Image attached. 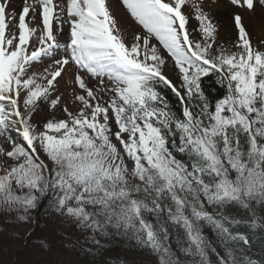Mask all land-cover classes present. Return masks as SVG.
<instances>
[{
  "label": "snow or ice",
  "instance_id": "obj_1",
  "mask_svg": "<svg viewBox=\"0 0 264 264\" xmlns=\"http://www.w3.org/2000/svg\"><path fill=\"white\" fill-rule=\"evenodd\" d=\"M120 2L131 42L109 0H0V234L42 210L85 264H113L114 241L155 264H264V39L244 20L264 0H228L235 41L219 0Z\"/></svg>",
  "mask_w": 264,
  "mask_h": 264
},
{
  "label": "rangeland",
  "instance_id": "obj_2",
  "mask_svg": "<svg viewBox=\"0 0 264 264\" xmlns=\"http://www.w3.org/2000/svg\"><path fill=\"white\" fill-rule=\"evenodd\" d=\"M24 0H15L12 3V7L18 13L22 9ZM119 5L126 12L129 22L122 23V30L124 31L125 39L128 42H131L133 38V34L137 31L132 27H138L140 30V26L136 24V22L131 18L130 14L123 7L120 0H117ZM225 5L220 8V10L211 9V14L213 15L215 21L219 27V38L223 41H235L237 39V30L234 28L232 23V12L234 9L230 6L228 0H225ZM260 8H257V11ZM208 10V9H206ZM117 18L120 20V14L118 11H115ZM197 22L192 19L189 22V30L191 31ZM251 34L252 41L254 45L258 44L260 39H264L260 35L256 34L254 30H248ZM67 38V37H66ZM66 38L63 39L66 40ZM50 63V61H49ZM46 65H36V69H42ZM173 80L174 82L177 80L175 72H173ZM68 87L71 85H67ZM71 91L72 87L67 89V87H60V92L64 94V99L67 101H71ZM71 106V104H70ZM48 113L46 111H41L36 119H44ZM2 139H0V143H2ZM4 214L0 213V224H3ZM42 223H38L35 221L34 224H22L19 228L21 236L19 239H9L6 238L3 234H0V264H48V262H56V264H60L61 261L64 264H85V261L88 259L82 253L78 251H73L70 248H65L64 244L66 241L62 239L60 235H57L51 229V221L48 220L45 216L42 220ZM5 228L11 229L12 226L4 225ZM25 231H31V236L27 239L24 236ZM71 231V230H69ZM78 238V234L77 237ZM47 240V242L51 245L50 250L44 251L39 241ZM67 243H71V241H67ZM172 248L177 250V245L173 241ZM178 255L179 252H177ZM106 256L114 257L116 260L128 261L133 264H140L141 261H152L153 264L156 262V258L153 256H147L143 254H138L137 252L130 251H109L105 253ZM183 256V255H181Z\"/></svg>",
  "mask_w": 264,
  "mask_h": 264
},
{
  "label": "trees",
  "instance_id": "obj_3",
  "mask_svg": "<svg viewBox=\"0 0 264 264\" xmlns=\"http://www.w3.org/2000/svg\"><path fill=\"white\" fill-rule=\"evenodd\" d=\"M204 87H205L206 91L211 96H213V97L221 95L222 94V91H223L222 89H220L215 84V81L214 80L205 79V81H204ZM167 94H168L169 99L172 102L173 106L174 107H177V109H178V104L176 102V97L170 91H168ZM234 211H237L238 212V210H234ZM44 216L45 215H44L43 211L41 210L40 211V214L36 217L35 221L38 222V223H42L43 222L42 220H43ZM204 232L207 235V237L210 240H212L214 242V244H215V237L213 236L212 232L210 230H208V229H205ZM181 235H183V233ZM123 245H124V242L123 241H114L113 242V245L111 246L110 251H120V250H122V251H126V252L127 251L137 252L138 254L146 255V254L141 253V252L136 251V250H129V249L125 248ZM215 246L217 247V251H221V249L219 248L218 245H215ZM255 251H256L257 256H259L260 255V253H259V237H257V243H256V246H255ZM110 257L113 259V264H120V261L118 259L116 260L114 257H112V256H110ZM154 258H156V257H154ZM181 259L182 260H187V259H190V258L185 257V256H181ZM211 259L213 261H215V256L212 255L211 256ZM48 264H51V262H48ZM52 264H53V262H52ZM128 264H133V263H129L128 262Z\"/></svg>",
  "mask_w": 264,
  "mask_h": 264
},
{
  "label": "bare ground",
  "instance_id": "obj_4",
  "mask_svg": "<svg viewBox=\"0 0 264 264\" xmlns=\"http://www.w3.org/2000/svg\"><path fill=\"white\" fill-rule=\"evenodd\" d=\"M15 0H11V5ZM225 0H219V3L216 7L212 8L215 10H220V8H222L225 5ZM110 4L112 5V8L114 9V11H118L120 14V22L125 23V22H129V18L126 14V12L123 10V8L119 5V3L117 2V0H109ZM244 20L246 25L248 26V30H254V32H256V34L260 35L261 37H264V16H262L261 14V9H259L258 11H256L255 13H246L244 16ZM132 27H134V29H136L137 31H139L138 27L134 26V24H132ZM67 37V29H65L64 34L60 37L61 42H63V39ZM49 63V61H45L44 65H47ZM171 77L173 78V72L170 73ZM60 87H67V89H69L72 86H66L65 81L61 80L60 81Z\"/></svg>",
  "mask_w": 264,
  "mask_h": 264
}]
</instances>
